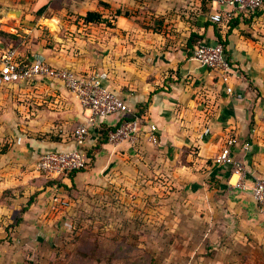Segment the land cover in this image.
<instances>
[{"label": "crops", "instance_id": "0c3cea01", "mask_svg": "<svg viewBox=\"0 0 264 264\" xmlns=\"http://www.w3.org/2000/svg\"><path fill=\"white\" fill-rule=\"evenodd\" d=\"M201 9L200 0H0V58L8 48L15 47L23 63L40 55L55 68L103 74L104 87L124 99L133 112L137 105L148 103L145 112L138 117L139 134L135 143L101 145L94 154L91 168L77 172L71 181L64 180L70 182L65 183L66 186L82 187L85 181L108 182V173L113 174L116 169L113 165L130 156L141 163L144 170L150 164L164 173L166 185L184 189L189 196L202 190L214 206L217 200L222 206V223L228 237L237 233L241 238L249 235L263 239L264 215L249 190L250 175L264 179V45L243 36L240 30H246L247 25L242 20L227 34L228 26L212 24L206 14L203 20L196 19V23L177 16L200 15ZM118 10L122 14L145 11L150 15H166L163 25L169 18L174 24L166 27L161 35L151 28L148 31L141 28L133 17L116 16ZM11 11H18L19 19H10ZM88 12L99 13L102 21L84 23ZM109 14L115 15L113 20L108 19ZM257 14V21H261L264 8ZM255 18L256 14L251 19ZM169 28L176 29L180 36L169 35ZM87 29L91 31L92 42L85 38L87 33H82ZM216 30L222 41L227 40L224 52L233 66L228 81L233 92L229 94L216 72L192 59L199 44L218 43ZM7 34L15 39L5 37ZM93 43L96 48H102L103 53L96 49L95 54L101 55L98 60L88 49ZM114 47L130 48V61L134 50H142L144 57L133 62L145 64L137 67L133 62L129 65L116 57L112 59L109 53L116 49ZM92 61H96L97 71L91 70ZM122 68L133 72L130 76L121 72L124 77H130L129 81L124 80L125 85L117 82L122 81L119 73ZM138 68L142 70L137 71ZM17 86L14 95L25 96L19 98L23 102L17 107L24 125L35 127V131L40 128L51 132L53 116H61L57 128L52 129L59 140L48 142L43 149L35 145L29 147L41 149L43 153L74 148L71 128L85 121V113L71 93L60 83L44 78L4 87ZM28 99L31 105L34 103L30 114L26 107ZM41 105L43 108H39ZM48 107L57 111H47ZM119 119V116H109L105 124L113 126ZM38 124L40 127L36 129ZM150 125L156 127L157 145L148 141ZM89 134L86 149L91 148L98 137L93 128ZM228 137L237 138L233 154L248 171L245 180L248 188L244 191L232 187L236 176L230 167L214 164L215 156ZM244 143L249 144L246 152L241 150ZM26 146L21 150L26 152ZM201 177L209 178V182L213 180V187L207 189L211 183L200 181ZM49 190L44 195L50 193ZM44 201L49 203V197Z\"/></svg>", "mask_w": 264, "mask_h": 264}, {"label": "rangeland", "instance_id": "374dc122", "mask_svg": "<svg viewBox=\"0 0 264 264\" xmlns=\"http://www.w3.org/2000/svg\"><path fill=\"white\" fill-rule=\"evenodd\" d=\"M124 13L146 31L151 28L161 35L174 24L169 18L163 25L166 15H150L145 11ZM205 14L201 9L200 15L177 16L196 23ZM114 16L109 14L108 19L113 20ZM257 17L244 21L247 28L240 32L254 43L264 45V18L257 21ZM9 18L19 19L14 15ZM175 30L167 31L171 36H180ZM82 33H87L85 38L92 42L89 29ZM94 44L88 49L98 60L101 55L95 52L97 49L101 53L102 48ZM114 48L109 57L129 65L144 57L142 50H134L130 61V48ZM91 64V70L97 71L96 61ZM132 64L138 67L145 62ZM121 72L129 76L133 72L124 68L119 71L123 78L116 81L125 85L124 80L129 81L130 77ZM18 87L0 88V264H264V238L249 235L241 238L237 233L228 237L222 223V206L217 200L214 206L202 190L189 196L184 189L166 185L164 173L150 164L144 170L130 156L113 165L116 169L113 174L108 173V182L85 181L82 187L65 186V190L47 188L49 181L38 176L34 169L43 152L29 145L43 149L48 142L59 140L52 129L57 128L61 116H53L51 132L39 130L40 124L36 127L38 131L24 125L17 107L23 102L19 98L25 96L14 95ZM33 105L26 100L28 114ZM46 110L55 113L57 108ZM77 124L71 128L72 132ZM119 143L129 142L112 145ZM25 145L26 152L21 150ZM200 181L211 183L207 189L213 187L209 178L201 177ZM48 190L50 193L44 195ZM47 197L49 203L44 201ZM53 199L65 201L68 206L53 212L50 208ZM22 209L26 211L22 213Z\"/></svg>", "mask_w": 264, "mask_h": 264}, {"label": "built area", "instance_id": "2783aa9c", "mask_svg": "<svg viewBox=\"0 0 264 264\" xmlns=\"http://www.w3.org/2000/svg\"><path fill=\"white\" fill-rule=\"evenodd\" d=\"M204 1L209 10L207 19L216 25L228 26L236 18L250 19L264 8V0H200ZM192 59L200 66L216 72L221 81L226 85V92L232 93L228 85L233 66L228 60L221 44H199L193 51ZM103 74L75 72L66 68H55L48 64L40 55H34L29 63H23L17 48H8L0 58V87L26 84L35 79H47L63 85L77 100L80 108L85 113V121L73 132L74 148L63 151H46L35 163V171L45 179L64 181L72 172L84 169L89 163L86 158V144L90 136L89 130L97 125L98 121L104 122L109 116H119L121 120L129 108L125 102L114 92L104 87ZM118 123V122H117ZM116 123V124H117ZM114 124L113 126H115ZM148 141L157 145L156 127L150 125ZM139 132L138 119L132 122H123L114 131L108 133L109 144L128 141L133 144ZM238 144L237 138L228 137L220 152L214 158L217 166H228L236 176L233 188L241 191L248 187L245 180L248 175L244 163L233 154V149ZM248 143L241 146L246 152ZM251 176L250 194L264 215V179L255 175ZM51 211L58 212L68 203L53 199Z\"/></svg>", "mask_w": 264, "mask_h": 264}, {"label": "trees", "instance_id": "16d2710c", "mask_svg": "<svg viewBox=\"0 0 264 264\" xmlns=\"http://www.w3.org/2000/svg\"><path fill=\"white\" fill-rule=\"evenodd\" d=\"M202 9H204L206 13L209 10L207 4L204 1H202ZM121 15L126 16L125 13L122 14L121 11L118 10L116 12V16H121ZM258 15L259 14L256 13V16H258ZM250 19H247V20H250ZM239 20L246 21V19H243V18L242 19L236 18V19L231 20L228 24V27H227L228 28L227 34H229L231 32V30L239 24ZM83 21H84V23H100L102 21V18H101V15L99 13L88 12L84 16ZM215 33H216L217 40H218L217 44H221L224 48L227 45V40L222 41L217 30L215 31ZM5 36L6 37L8 36L9 39L14 38V36L10 35V34H7ZM122 100L125 102L124 99H122ZM147 106H148V103H146L144 105H137L134 112L129 109V112L121 120H119V122L115 126H108L103 121L102 122L98 121L97 125H95L94 127H91L96 132L98 137L96 139L95 144L91 148L85 149L86 150V158L89 160V163L86 165V167L84 169L70 173L68 175V179L71 181V180H73V177L77 172L85 171V170L91 168V165H92L93 160H94V154L100 149L101 145L108 143V133L110 131H114L123 122H132L135 119H138V117L143 112H145ZM47 180L49 181V185L47 188L57 187V188H64V190L66 188L65 187L66 185H64L61 180H57V179H52V180L47 179ZM25 211H26V209L21 210L22 213ZM18 220H20V219H18Z\"/></svg>", "mask_w": 264, "mask_h": 264}, {"label": "water", "instance_id": "95a60500", "mask_svg": "<svg viewBox=\"0 0 264 264\" xmlns=\"http://www.w3.org/2000/svg\"><path fill=\"white\" fill-rule=\"evenodd\" d=\"M10 15H14L15 17H19L20 13L18 11H11Z\"/></svg>", "mask_w": 264, "mask_h": 264}]
</instances>
